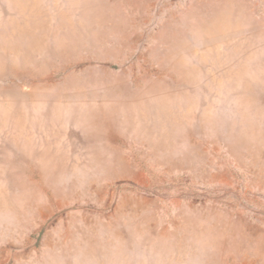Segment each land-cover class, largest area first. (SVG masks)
Returning <instances> with one entry per match:
<instances>
[{
	"label": "rangeland",
	"instance_id": "374dc122",
	"mask_svg": "<svg viewBox=\"0 0 264 264\" xmlns=\"http://www.w3.org/2000/svg\"><path fill=\"white\" fill-rule=\"evenodd\" d=\"M0 264H264V0H0Z\"/></svg>",
	"mask_w": 264,
	"mask_h": 264
}]
</instances>
